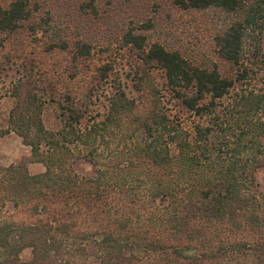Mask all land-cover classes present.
<instances>
[{"label": "trees", "instance_id": "obj_1", "mask_svg": "<svg viewBox=\"0 0 264 264\" xmlns=\"http://www.w3.org/2000/svg\"><path fill=\"white\" fill-rule=\"evenodd\" d=\"M173 2L229 15L214 61L129 29L123 42L163 72L167 103L140 106L120 84L100 101L105 63L84 96L96 103L66 93L56 131L29 107L11 130L30 159L0 166V264H264V0ZM26 16L25 0L0 6V31Z\"/></svg>", "mask_w": 264, "mask_h": 264}, {"label": "rangeland", "instance_id": "obj_2", "mask_svg": "<svg viewBox=\"0 0 264 264\" xmlns=\"http://www.w3.org/2000/svg\"><path fill=\"white\" fill-rule=\"evenodd\" d=\"M12 1L0 0V6L7 8ZM25 1L26 18L15 29L0 31V166L30 159V147L11 130L29 107H39V118L48 131L60 127L59 105L64 104L66 93L92 108L95 97L84 96L102 64L109 63L110 70L101 80L104 86L94 92L100 101L110 85L120 84L130 97H139L140 106L149 107L152 100L167 103L163 72L144 64L141 50L125 45V31L133 29L145 36L146 44L162 43L192 60L214 61V37L229 18L216 9H183L173 0ZM76 42L89 45V56L76 55ZM261 42L264 48V30ZM65 44L67 49L62 48ZM27 168L32 175L44 171L37 162ZM80 168L91 169L87 163ZM256 179L264 188V169ZM4 215L15 221L25 218L14 208Z\"/></svg>", "mask_w": 264, "mask_h": 264}]
</instances>
